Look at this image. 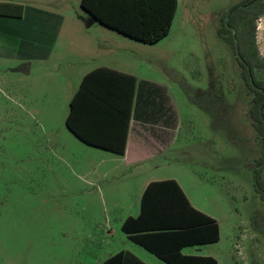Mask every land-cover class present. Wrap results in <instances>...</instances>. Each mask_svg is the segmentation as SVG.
<instances>
[{
	"label": "rangeland",
	"instance_id": "rangeland-1",
	"mask_svg": "<svg viewBox=\"0 0 264 264\" xmlns=\"http://www.w3.org/2000/svg\"><path fill=\"white\" fill-rule=\"evenodd\" d=\"M17 1L61 15L63 28L85 18L79 0ZM249 1L179 0L168 37L152 46L122 44L135 56L138 79L162 88L161 102L180 129L167 135L163 155L107 179L100 158L66 129L68 105L60 97L36 96V80L14 85L18 94L0 84V264L95 263L101 243L83 249L84 236L71 223L111 216V247L118 246L120 219L139 206L136 183L158 166L155 178L178 179L192 203L219 220L223 264H264V202L252 185L261 156L248 119L252 94L231 45L217 35L222 18ZM95 26L92 37H99ZM62 31L54 61L68 42ZM0 47L17 44L0 36ZM254 77L264 82V68H254Z\"/></svg>",
	"mask_w": 264,
	"mask_h": 264
},
{
	"label": "crops",
	"instance_id": "crops-1",
	"mask_svg": "<svg viewBox=\"0 0 264 264\" xmlns=\"http://www.w3.org/2000/svg\"><path fill=\"white\" fill-rule=\"evenodd\" d=\"M55 1L57 4H65V0ZM81 1L79 0V6L85 14V18L79 17L81 26L63 28V17L57 13L26 5L24 2L17 0H0V13H17L18 9L15 6L22 7L20 18L0 15V36L6 39L11 38L17 44V49L12 51L0 47V64L6 67L5 71L0 70V84L6 86L8 92L18 94V91L13 89L15 88L14 85L18 88L19 84L22 86L28 81L36 80V96L60 97L62 102L64 101L68 105L67 119L70 112V102L87 75L101 70L94 78L95 84L88 88L95 93L108 96L111 100L112 94H119L122 90L127 92L130 86L128 77L134 78L135 85L130 105L124 154H115L83 143L68 130L65 119L66 129L79 143L86 147L87 153L100 158L101 178L107 179L110 176L112 177V174L120 172L121 168L139 166L163 155L166 152L167 135L174 134L176 130H179L180 124L175 122L172 114H169L168 109L162 104V88L139 80L135 56L131 52H122V44L128 45L127 43H130L128 41L143 45L148 44L133 40L100 24L81 8ZM176 1L177 8L174 18L179 7V0ZM260 24L261 31L259 32L258 27ZM95 25L98 27L96 29H98L99 37H92L91 31L94 29L93 27H96ZM171 28L172 25L168 35ZM63 29H66L68 42H65L63 48L65 52L60 53L58 60L54 61L52 60L53 53L57 49V41ZM256 45L259 57L264 61V21L261 20L257 23ZM34 66H36V69H34ZM199 92L201 95L206 93L200 90ZM7 100L10 99L7 97ZM104 129L105 127L95 125L88 129V132L96 136L103 133ZM160 168L159 166L156 167L154 172H150L136 183L139 192V206L138 209H134L132 214L120 219L118 226L122 236H118L120 240L118 246L111 247L117 235V232L112 229L111 223L115 219L111 216H106L103 220L71 223L75 226V231L84 236L83 249L93 248L94 242L101 243L98 250L96 248L94 250L95 263L92 262V264H104L120 253L125 254L120 264H167L143 246L132 241L130 236L122 231V226L127 220L137 221L140 218L142 197L149 184L169 180L177 183L193 210L214 221V225L217 226V241L200 243L201 240L214 238L215 236V228L212 225H207L198 227L193 232L187 231L180 240H169L167 248H176L179 241L182 246L179 249L181 256L211 259L216 264L224 263V258L217 248L221 235L219 220L205 208L192 203L178 179L155 178ZM85 183L91 185V181L88 179ZM103 213H105L104 209ZM189 215L198 222L201 219L199 216ZM158 219L153 218L147 212L136 224L130 222L128 229L132 232L139 231L138 236H148L155 232L152 231L150 225H156ZM145 241L150 240L146 238ZM160 247L157 244V248Z\"/></svg>",
	"mask_w": 264,
	"mask_h": 264
},
{
	"label": "trees",
	"instance_id": "trees-1",
	"mask_svg": "<svg viewBox=\"0 0 264 264\" xmlns=\"http://www.w3.org/2000/svg\"><path fill=\"white\" fill-rule=\"evenodd\" d=\"M15 8L18 9L17 13L6 12L0 15L20 18L22 7ZM81 8L100 24L133 40L153 45L168 35L177 1L82 0ZM263 15L264 5L261 0H251L235 6L222 18L217 35L231 45L242 78L252 94L248 119L261 140V156L252 169V185L254 192L264 202V180L261 176L264 168V82H258L254 77V68H264V61L260 59L256 45L257 20ZM99 72L101 70L87 75L82 80L80 88L70 102L66 127L83 143L122 155L126 146L135 79L128 77L129 90L112 94L111 100L108 96L95 93L88 88L95 84L94 78ZM95 125L105 127L104 132L96 136L91 135L88 129ZM141 210V216L137 221L127 220L122 226V231L129 235L132 241L167 264H216L211 259L181 256L179 249L182 246L179 241L176 248H167L169 240H180L187 231L193 232L194 229L207 225L215 228V236L201 240L200 243L217 241V226L214 225V221L189 206L175 181L149 184L142 197ZM147 212L153 218H159L156 225H150L155 232L148 236H138L139 231H130L129 224L130 222L136 224ZM189 214L199 216L200 221L192 219ZM146 238L150 241H145ZM157 244L165 248H157ZM124 256L123 253L117 254L104 264H120Z\"/></svg>",
	"mask_w": 264,
	"mask_h": 264
},
{
	"label": "water",
	"instance_id": "water-1",
	"mask_svg": "<svg viewBox=\"0 0 264 264\" xmlns=\"http://www.w3.org/2000/svg\"><path fill=\"white\" fill-rule=\"evenodd\" d=\"M247 68H248V67H247ZM247 70H248L249 76H251V75H250V70H249V68H248Z\"/></svg>",
	"mask_w": 264,
	"mask_h": 264
},
{
	"label": "bare ground",
	"instance_id": "bare-ground-1",
	"mask_svg": "<svg viewBox=\"0 0 264 264\" xmlns=\"http://www.w3.org/2000/svg\"><path fill=\"white\" fill-rule=\"evenodd\" d=\"M260 30V29H259Z\"/></svg>",
	"mask_w": 264,
	"mask_h": 264
}]
</instances>
